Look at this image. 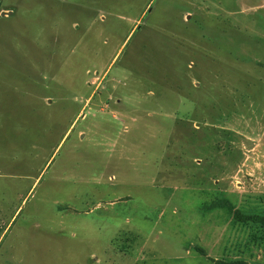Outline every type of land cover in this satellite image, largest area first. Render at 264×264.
<instances>
[{"label": "rangeland", "instance_id": "1", "mask_svg": "<svg viewBox=\"0 0 264 264\" xmlns=\"http://www.w3.org/2000/svg\"><path fill=\"white\" fill-rule=\"evenodd\" d=\"M254 215L264 0H0V264H264Z\"/></svg>", "mask_w": 264, "mask_h": 264}, {"label": "trees", "instance_id": "2", "mask_svg": "<svg viewBox=\"0 0 264 264\" xmlns=\"http://www.w3.org/2000/svg\"><path fill=\"white\" fill-rule=\"evenodd\" d=\"M235 214L237 215V213H235ZM243 220L244 221H250V222H252L254 224L259 225L260 228L264 229V216L263 217L257 216V215L247 216V217H244ZM216 264H241V263L240 262L226 263V262H223V261H219Z\"/></svg>", "mask_w": 264, "mask_h": 264}, {"label": "water", "instance_id": "3", "mask_svg": "<svg viewBox=\"0 0 264 264\" xmlns=\"http://www.w3.org/2000/svg\"><path fill=\"white\" fill-rule=\"evenodd\" d=\"M150 10H151V7L147 10V13L150 12Z\"/></svg>", "mask_w": 264, "mask_h": 264}]
</instances>
